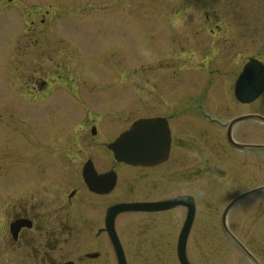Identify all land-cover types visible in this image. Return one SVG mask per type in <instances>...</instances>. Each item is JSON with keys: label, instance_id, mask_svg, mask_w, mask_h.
Here are the masks:
<instances>
[{"label": "flooded vegetation", "instance_id": "obj_1", "mask_svg": "<svg viewBox=\"0 0 264 264\" xmlns=\"http://www.w3.org/2000/svg\"><path fill=\"white\" fill-rule=\"evenodd\" d=\"M49 14L27 13L4 47L0 34L15 92L3 101L26 107L0 119V264H119L117 203L129 205L112 219L126 264H180L188 215L190 264L216 247L211 233L235 249L233 264H264V55L252 19L206 13L180 19L181 34L166 19L167 33L148 37L127 34L124 18L66 33Z\"/></svg>", "mask_w": 264, "mask_h": 264}, {"label": "rangeland", "instance_id": "obj_2", "mask_svg": "<svg viewBox=\"0 0 264 264\" xmlns=\"http://www.w3.org/2000/svg\"><path fill=\"white\" fill-rule=\"evenodd\" d=\"M235 4H238L240 8L239 14H237ZM34 8L39 10L50 9L47 18L52 20L55 28L65 29L62 32L76 33L72 24L78 20L80 24L85 25V34L87 35L106 33L109 28V26H106L109 23L108 19L113 18H124L130 21L131 25L127 34H141L142 36L145 34L150 37L155 32H165L163 28L169 27L165 22L166 19H177L173 32L175 29L178 34H181L184 33L186 26L184 21L180 19L189 17L204 18L206 13L210 14L211 17L216 16L215 13H219L220 16L225 18L240 16L252 19V23H255L257 27L255 49L264 55V0H0V34L3 35V39L6 41H1L3 47L5 44L11 43V35L25 32L28 25L27 13L32 12ZM142 18L144 21H150H145V26L139 28L135 24L137 19ZM95 20H97V26L93 27L91 21ZM154 20L161 24L158 27L162 29L158 32L153 30ZM81 30L82 33L84 29L81 28ZM202 35L203 32H199L197 38L201 39ZM247 42H249V39H247ZM133 47H136V45H133ZM2 49L0 47V50ZM139 49L140 47L136 49L135 53ZM1 55L4 56V53H1ZM138 63L137 60L134 64L138 65ZM10 82L9 74L0 71V114L5 116L0 118L2 120L8 119L9 114L26 112L24 105L17 106L15 110L14 106L3 101V99L13 97V93H15L14 90L8 89ZM259 199L257 210H255L256 225L260 228L258 232H264V199H261V202H259ZM260 240L258 235L253 234V241ZM226 241L222 235L211 233L209 242L215 244L216 247H210L206 250H194L193 253H196V258L201 261L200 264H233L232 260L236 257L235 249L219 244ZM142 254L146 258L154 259L156 257V252L139 250L135 258L143 257ZM150 263L154 262L151 261ZM114 264L116 263L114 262Z\"/></svg>", "mask_w": 264, "mask_h": 264}, {"label": "water", "instance_id": "obj_3", "mask_svg": "<svg viewBox=\"0 0 264 264\" xmlns=\"http://www.w3.org/2000/svg\"><path fill=\"white\" fill-rule=\"evenodd\" d=\"M115 156L117 159H122V160H128L129 156L126 154V153H115ZM174 202H183L184 201V196H181L179 197L177 200H173ZM171 201L169 202H160L161 204H166V205H163V206H169L168 203H170ZM129 205L128 204H125V203H117L114 205V211H113V215L111 216L110 214V218H109V226H110V233H111V236L113 238V242H114V248H115V251H116V255H117V258H118V262L119 264H126L125 262V258H124V254H123V251H122V248H121V245H120V242H119V239L116 235V232L114 230V228L112 229V219L115 217V215L124 210V209H127L129 208L128 207ZM161 206V207H163ZM190 215H188L181 231H180V234H179V238H178V247H177V252H178V258H179V261H180V264H190L189 261L187 260V257L185 255V250H184V242H185V239H186V236H187V233H188V230H189V225H190ZM230 236L235 240L237 241L232 234H230Z\"/></svg>", "mask_w": 264, "mask_h": 264}]
</instances>
